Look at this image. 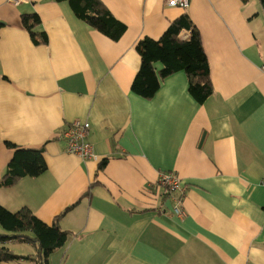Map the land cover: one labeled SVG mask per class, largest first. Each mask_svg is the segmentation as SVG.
Instances as JSON below:
<instances>
[{
    "label": "crops",
    "instance_id": "0c3cea01",
    "mask_svg": "<svg viewBox=\"0 0 264 264\" xmlns=\"http://www.w3.org/2000/svg\"><path fill=\"white\" fill-rule=\"evenodd\" d=\"M101 1L127 27L118 41L68 1L0 0V177L11 145L42 149L47 166L0 188V205L28 208L49 226L62 216L57 225L70 236L47 264H264L261 0H191L185 10L166 0ZM32 13L46 45L22 25ZM184 14L202 38L214 93L199 104L178 72L146 100L132 90L137 45L159 40ZM75 121L90 124L96 159L67 152L62 133ZM162 173L178 176L184 192L161 187ZM6 246L18 258L1 264H41L35 242Z\"/></svg>",
    "mask_w": 264,
    "mask_h": 264
},
{
    "label": "trees",
    "instance_id": "16d2710c",
    "mask_svg": "<svg viewBox=\"0 0 264 264\" xmlns=\"http://www.w3.org/2000/svg\"><path fill=\"white\" fill-rule=\"evenodd\" d=\"M68 1L80 19L90 27L104 34L113 41H118L126 32V25L118 21L101 0H57ZM264 7V0H261ZM41 19L36 13L23 15L22 25L30 34L35 46L46 45L48 36L40 30ZM184 31H190L189 40L181 38ZM141 57V68L132 85L134 93L150 100L160 89V78H167L175 73L184 72L189 80V92L199 103L203 104L212 94L211 70L208 57L204 51L202 38L191 17L184 14L174 20L159 40L142 39L137 45ZM162 69L157 70L156 65ZM14 157L8 170L0 177V188H10L23 177H39L47 171L42 156V149H23L15 147ZM58 216L52 226L40 220L34 213L23 208L12 213L0 205V224L6 231L0 233V264L16 259L18 256L6 246L8 241L35 242L38 244L39 262L47 264L49 256L63 247L70 233L57 225Z\"/></svg>",
    "mask_w": 264,
    "mask_h": 264
},
{
    "label": "built area",
    "instance_id": "2783aa9c",
    "mask_svg": "<svg viewBox=\"0 0 264 264\" xmlns=\"http://www.w3.org/2000/svg\"><path fill=\"white\" fill-rule=\"evenodd\" d=\"M11 4L20 5L26 0H8ZM191 0H166L168 7L188 9ZM91 127L88 122L75 121L70 124L62 133L63 138L67 142V152L76 155L83 160L96 159L94 146L89 141ZM158 184L167 189L170 193L184 192V187L181 185L180 178L173 173H162L160 175ZM175 213L179 217L185 216L182 208V202L176 203Z\"/></svg>",
    "mask_w": 264,
    "mask_h": 264
},
{
    "label": "rangeland",
    "instance_id": "374dc122",
    "mask_svg": "<svg viewBox=\"0 0 264 264\" xmlns=\"http://www.w3.org/2000/svg\"><path fill=\"white\" fill-rule=\"evenodd\" d=\"M6 193V192H4ZM6 231L2 228L1 224H0V233H5Z\"/></svg>",
    "mask_w": 264,
    "mask_h": 264
}]
</instances>
